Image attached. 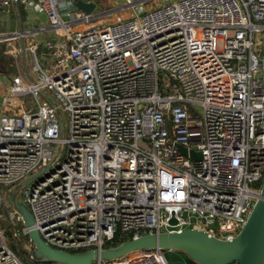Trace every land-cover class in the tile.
<instances>
[{
	"label": "built area",
	"instance_id": "obj_1",
	"mask_svg": "<svg viewBox=\"0 0 264 264\" xmlns=\"http://www.w3.org/2000/svg\"><path fill=\"white\" fill-rule=\"evenodd\" d=\"M135 2L93 21L76 0H18L46 15L55 42L39 45L23 28L0 34L24 43L6 51L18 72L1 78L0 264H27L5 234L1 186L47 243L69 252L110 248L119 231L232 240L259 199L264 0ZM15 5L0 0V11ZM93 264L169 262L143 248Z\"/></svg>",
	"mask_w": 264,
	"mask_h": 264
},
{
	"label": "water",
	"instance_id": "obj_2",
	"mask_svg": "<svg viewBox=\"0 0 264 264\" xmlns=\"http://www.w3.org/2000/svg\"><path fill=\"white\" fill-rule=\"evenodd\" d=\"M145 1L137 0L133 5ZM15 4L18 6V0H15ZM76 4L84 12L96 17L112 14L130 6L95 12L97 5L93 1L76 0ZM3 38L6 37H0V40ZM21 47L24 48L23 41ZM31 181L32 179L26 183ZM12 200L25 226L29 228L32 243L30 253L36 261L58 264H93L95 261L119 258L137 249L161 248L182 251L197 264H229L232 261H238L239 264H264V182L259 199L253 206L246 224L238 236L232 240L209 236L201 230L187 229L178 233H148L114 247L88 249L81 252L53 248L33 227L34 215L30 208L18 199L17 193L12 195Z\"/></svg>",
	"mask_w": 264,
	"mask_h": 264
},
{
	"label": "crops",
	"instance_id": "obj_3",
	"mask_svg": "<svg viewBox=\"0 0 264 264\" xmlns=\"http://www.w3.org/2000/svg\"><path fill=\"white\" fill-rule=\"evenodd\" d=\"M96 3L97 8H98V4H100L101 6L104 5V1L99 2L97 0H90ZM137 1V0H135ZM22 6L23 8V12L22 13V22L20 21V18L17 15V9ZM127 5V0H123L120 1L116 4H114V7H110V8H103L102 11H108L111 10L113 8H121V7H125ZM103 7V6H102ZM126 8L119 10L118 12H121L123 10H126ZM97 10V9H96ZM115 12V13H118ZM115 13L112 14H107V15H103L105 17H112ZM103 16H100L95 18L96 20L98 19H106L105 17L103 18ZM108 18V19H110ZM0 24H2V26L0 27V34L3 35H9V34H14L15 32H18L21 30V28H23L24 30H32L34 32V36L33 38L36 40V42L40 45V44H44L45 41L47 40H53L55 42V32L52 29V27L50 26V22L48 20V18L46 17V15L43 12L40 11H36L33 12L32 10H27L23 7L22 4H19L18 6L15 5L13 11L9 14L6 15L3 12L0 11ZM77 29H81L83 27V25H75L74 26ZM7 42V49H11L13 46L18 47L19 49L22 48L21 47V40L20 39H13V40H9L6 41ZM5 51L4 56L6 59H8V57L10 59H13V70L12 71H0V84H4V81H2L1 78H3V75H14L18 72L17 67H16V58L12 55L7 54ZM45 51L44 47H40L38 49V53ZM8 56V57H7Z\"/></svg>",
	"mask_w": 264,
	"mask_h": 264
},
{
	"label": "rangeland",
	"instance_id": "obj_4",
	"mask_svg": "<svg viewBox=\"0 0 264 264\" xmlns=\"http://www.w3.org/2000/svg\"><path fill=\"white\" fill-rule=\"evenodd\" d=\"M123 1V0H105L104 1V5H100L98 4V8L95 12H100L103 10V8H112L114 7V4ZM161 0H146L144 2V5L146 7H152V6H156ZM129 11H127L126 13H128ZM105 16H103L104 18ZM100 18V17H99ZM106 19H101V20H108V18L110 17H105ZM96 19H93V21H95ZM100 20V19H98ZM96 20V21H98ZM1 23V22H0ZM2 26V24H0V27ZM222 43L219 42V46L221 47ZM8 57V56H7ZM8 59H10L8 57ZM30 60V57H29ZM6 92V88H5V84H0V98L5 94ZM1 192L3 195V206L1 209V213H3L4 215V221H3V227L5 230V234L8 237V241L10 244V238H16L19 242V246L22 248H25L29 251H31L32 248V243H30L28 241L27 238L23 237L22 234L17 235L16 234V229L12 224L13 221V216L12 214H10L9 211L13 210V200H12V196L11 194L4 188V186H1ZM8 233H11L12 235L9 236ZM166 258L169 262V264H197L195 263L193 260H191L189 258V256L187 254H185L182 251H178V250H170V249H163ZM27 264H43L40 261H36L30 258V256L28 255L26 257V259H24Z\"/></svg>",
	"mask_w": 264,
	"mask_h": 264
},
{
	"label": "trees",
	"instance_id": "obj_5",
	"mask_svg": "<svg viewBox=\"0 0 264 264\" xmlns=\"http://www.w3.org/2000/svg\"><path fill=\"white\" fill-rule=\"evenodd\" d=\"M99 2H102L104 0H97ZM20 12L21 14L24 13L23 12V8L20 5ZM7 49V42H0V71L4 70V71H12L13 70V59H6L4 56V53ZM9 236H11V233H8ZM131 239L130 235H126L124 233H121L120 231L116 233L115 238L109 242L107 244V247H114L117 246L121 243H124L128 240ZM10 246L12 248V250L17 253L18 255H20L23 259H26V257L29 255H31L30 251L22 248L19 246V242L16 238H10ZM34 260V259H33ZM43 264H58L55 262H42Z\"/></svg>",
	"mask_w": 264,
	"mask_h": 264
}]
</instances>
